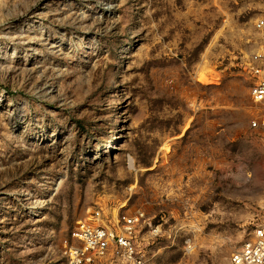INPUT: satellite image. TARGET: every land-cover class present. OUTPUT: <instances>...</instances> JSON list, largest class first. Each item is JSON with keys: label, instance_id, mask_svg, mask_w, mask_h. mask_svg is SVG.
<instances>
[{"label": "rangeland", "instance_id": "rangeland-1", "mask_svg": "<svg viewBox=\"0 0 264 264\" xmlns=\"http://www.w3.org/2000/svg\"><path fill=\"white\" fill-rule=\"evenodd\" d=\"M263 17L264 0H0V264H64L79 220L137 210L145 264H231L264 224Z\"/></svg>", "mask_w": 264, "mask_h": 264}, {"label": "built area", "instance_id": "built-area-1", "mask_svg": "<svg viewBox=\"0 0 264 264\" xmlns=\"http://www.w3.org/2000/svg\"><path fill=\"white\" fill-rule=\"evenodd\" d=\"M256 25L264 26V18ZM261 58L264 56L254 54L248 62V70L255 76L260 75L261 66L257 62ZM250 99L259 108L250 120V127L264 128V77L251 84ZM100 217L99 211H94L91 222L79 220L70 230L69 241H65L63 249L64 264H145L144 251L135 235L145 219L144 213L138 210L131 215L117 213L106 223ZM185 244L190 247L189 239ZM230 262L264 264V224L257 225L251 236L234 250Z\"/></svg>", "mask_w": 264, "mask_h": 264}, {"label": "crops", "instance_id": "crops-1", "mask_svg": "<svg viewBox=\"0 0 264 264\" xmlns=\"http://www.w3.org/2000/svg\"><path fill=\"white\" fill-rule=\"evenodd\" d=\"M264 18V17H263ZM263 64V62L262 61H259V62H257V65H259V66H261ZM262 71V70H261ZM252 74V73H251ZM253 75V74H252ZM254 77H255V79L253 80V82H255V80H257L258 78H260V77H264V75L263 76H261V75H253ZM252 82V83H253ZM251 83V84H252ZM251 84H250V86H251ZM250 86H249V95H250ZM249 128L250 129H252L251 127H250V122H249ZM257 129V128H256ZM262 129H264V128H262ZM125 214V213H124ZM139 227V226H138ZM138 227H137V229H136V232H135V235H136V240H137V243L139 244V240H138ZM140 245V244H139Z\"/></svg>", "mask_w": 264, "mask_h": 264}, {"label": "bare ground", "instance_id": "bare-ground-1", "mask_svg": "<svg viewBox=\"0 0 264 264\" xmlns=\"http://www.w3.org/2000/svg\"><path fill=\"white\" fill-rule=\"evenodd\" d=\"M129 166L131 167L132 166V160L129 159Z\"/></svg>", "mask_w": 264, "mask_h": 264}]
</instances>
